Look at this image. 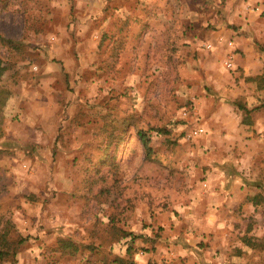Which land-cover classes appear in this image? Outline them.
Wrapping results in <instances>:
<instances>
[{
    "label": "rangeland",
    "instance_id": "obj_1",
    "mask_svg": "<svg viewBox=\"0 0 264 264\" xmlns=\"http://www.w3.org/2000/svg\"><path fill=\"white\" fill-rule=\"evenodd\" d=\"M0 37V264H264V0H0Z\"/></svg>",
    "mask_w": 264,
    "mask_h": 264
},
{
    "label": "trees",
    "instance_id": "obj_2",
    "mask_svg": "<svg viewBox=\"0 0 264 264\" xmlns=\"http://www.w3.org/2000/svg\"><path fill=\"white\" fill-rule=\"evenodd\" d=\"M0 41H2V42H7V43H9V44L12 42V40L5 39V38H2V37H0ZM238 108H240V109L246 111V109H244V106H240V105H239ZM139 136H140L141 141H142L145 145H148V138H147L146 133L143 132V131H139ZM128 234L131 236V238H135V237L138 236V234H134V233H128ZM25 240H27V238H26L25 236L18 238L17 241H16L15 243H13L12 246L10 247V248L12 249V250H11L12 253H13V252L16 253V251H17V246L20 245L21 243H23ZM5 244H6V243H5ZM61 246H62V247H67L68 249H72V248H74L73 243H71V242H69V241H65V242H63V244H62ZM9 253H10V252H9L8 249H0V254L3 255V256H4V255H5V256L9 255Z\"/></svg>",
    "mask_w": 264,
    "mask_h": 264
},
{
    "label": "built area",
    "instance_id": "obj_3",
    "mask_svg": "<svg viewBox=\"0 0 264 264\" xmlns=\"http://www.w3.org/2000/svg\"><path fill=\"white\" fill-rule=\"evenodd\" d=\"M229 44L231 45L232 43L229 42ZM210 47H211V45H209V44L206 46L207 49H210ZM224 64L227 68L232 67L233 62H232V55L231 54H229V53L227 54V57L224 61ZM202 132H203V128L201 126H197L191 130L189 136L191 137V136H195V135H200Z\"/></svg>",
    "mask_w": 264,
    "mask_h": 264
}]
</instances>
